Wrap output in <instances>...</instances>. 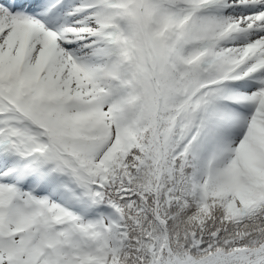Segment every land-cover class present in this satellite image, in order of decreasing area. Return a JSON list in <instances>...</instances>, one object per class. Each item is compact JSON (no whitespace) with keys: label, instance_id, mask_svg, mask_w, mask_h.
<instances>
[{"label":"snow or ice","instance_id":"obj_1","mask_svg":"<svg viewBox=\"0 0 264 264\" xmlns=\"http://www.w3.org/2000/svg\"><path fill=\"white\" fill-rule=\"evenodd\" d=\"M0 264H264V0H0Z\"/></svg>","mask_w":264,"mask_h":264}]
</instances>
